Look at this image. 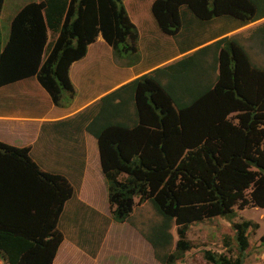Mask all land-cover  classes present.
<instances>
[{
	"label": "trees",
	"instance_id": "1",
	"mask_svg": "<svg viewBox=\"0 0 264 264\" xmlns=\"http://www.w3.org/2000/svg\"><path fill=\"white\" fill-rule=\"evenodd\" d=\"M182 1L153 2L152 14L163 33L173 35L190 24L181 27ZM47 29L54 41L47 42ZM99 35L115 57L129 59V65L138 62L132 42L137 29L123 0L29 3L11 19L3 48L0 31V86L35 77L61 106L65 94L73 93L69 66L86 55ZM223 41L105 96L88 128L98 141L112 219L127 222L135 205H150L156 219L141 234L161 264H176L191 249L185 234L192 222L213 217L230 222L235 207H264V149L259 148L264 138V71L254 72L257 85L251 88L244 73H253L248 56L232 52L230 44L216 55ZM216 66L219 75L213 83L211 68ZM28 152L0 142V260L52 264L64 240L58 222L73 190L62 176L41 171ZM248 190L252 202L246 200ZM76 221L73 211L70 222ZM250 225L244 221L233 226L241 253L248 247ZM205 259L231 264L211 252ZM241 262L239 258L236 264Z\"/></svg>",
	"mask_w": 264,
	"mask_h": 264
},
{
	"label": "crops",
	"instance_id": "2",
	"mask_svg": "<svg viewBox=\"0 0 264 264\" xmlns=\"http://www.w3.org/2000/svg\"><path fill=\"white\" fill-rule=\"evenodd\" d=\"M189 6L193 8L198 6L201 9L195 8V10H192ZM179 9L182 13L183 21L181 27L184 28L187 23H190V26L187 25L186 29H181L173 35L165 34L159 30V27H156L158 33L165 34L166 45L172 46L171 55L158 65H146L149 62V56L151 58L154 56L153 52L156 50L157 45L150 42L147 53H144V45L142 44L144 36L141 33L137 32L136 39L132 41L133 46L140 54L138 62L130 65L129 59L115 57L112 48L99 35L97 38L102 40L109 48L110 63L115 69V74L126 71L125 69L138 68L140 65L144 67L127 76L116 78L106 88L105 76L100 75L93 67L92 70L95 72H92V82L87 84L90 88L102 87L92 93L88 92V95L84 99L80 100L78 96L79 91L75 80L77 70L72 65L73 63L68 68V79L73 93L65 94L67 99L61 102V106L53 103L49 94L39 85L37 79L34 77H30L29 79L25 78L2 87L0 86V105H6L9 108L8 113L0 114V122L6 123L9 127V140L5 141L0 139L1 142L12 147L28 149L32 161L37 166L39 165L42 169L40 170L43 172L47 171L46 167H43L44 162L45 165H56V171L63 174L57 175L65 178L70 186L73 185L75 188H72L73 195L70 200L76 197L80 200L86 197V194L94 195L97 192L104 194L107 192L108 194V185L100 166L98 141L88 129L91 122L99 114L100 103L105 96L158 68L177 62L184 57L200 51L204 47L213 46L223 40L219 45L216 55L223 52L225 46L230 44L232 52L240 51L241 54L248 56L249 70L253 71V73L252 76L248 71L244 73L246 76H250L248 84L253 88L255 86L253 85L255 83L252 78L254 72L264 71V0H183L179 4ZM16 12L14 11L10 15L6 23L5 31L0 29L2 48L6 44L4 43L5 39H8L9 34L7 29L9 28V23L11 25V19L16 15ZM199 12L202 14H198ZM151 15L156 23L153 14ZM154 31L152 28L151 32L153 33ZM46 36L47 39L52 38V33L49 29L46 30ZM144 54L146 56L143 61ZM208 60L211 63L213 62V53H210ZM217 66L216 68H211L210 77L213 83L219 75ZM254 67L258 70H255ZM36 102L37 104H35ZM92 146L96 151L92 150ZM90 150L93 154L92 157L89 155ZM40 154L43 157L38 156ZM37 159H42L43 163L37 164ZM77 160L80 162V167H77ZM90 165L91 174L88 172L85 173L86 168ZM76 168L80 169V176H75L74 172ZM89 178L91 180L88 181L87 179ZM91 181L94 184L96 183V185H86V182ZM69 201H67L64 208ZM81 205V212L88 211V216H91L90 221H87L89 223L87 226H92V228H86V231L89 230L91 237H94V233L98 231L93 228V224L94 219H98V215L94 213L95 210L89 205L83 202H81ZM138 211L141 216L144 214L142 210L135 209L131 213L129 221L117 223L112 220L115 223H112L110 226H114V228L120 226L121 231L123 229H131L135 235L140 234L142 236L139 232V227L135 224L134 215H137ZM74 212L79 214L78 209ZM153 214L155 217L154 211ZM60 217H62V214ZM77 220L79 221L78 215ZM109 230L108 228L107 231L105 229L101 230V234H105L106 237L109 234ZM137 241L139 243L138 246L141 248L142 241ZM145 242L151 247L146 240ZM134 243L136 244V241ZM151 249L153 251L152 247Z\"/></svg>",
	"mask_w": 264,
	"mask_h": 264
},
{
	"label": "rangeland",
	"instance_id": "3",
	"mask_svg": "<svg viewBox=\"0 0 264 264\" xmlns=\"http://www.w3.org/2000/svg\"><path fill=\"white\" fill-rule=\"evenodd\" d=\"M31 1L40 3L42 0H3L0 11V29L5 31L6 23L10 18V15L13 14L14 11H17V14L18 11L28 5ZM154 1L155 0L123 1L127 17L137 28V32L144 36V40L142 41V44L144 45V53H147L150 42L157 45L156 50L153 52L154 56L152 58L149 56V62L146 65H158L172 53V46L166 45V36L165 34L158 33L156 28L158 25L154 22L151 15V5ZM10 27L11 25L9 23V28L7 29L8 34L10 33ZM152 28L155 30L153 33L151 32ZM204 34H206V32H204ZM54 38L55 36L51 39H47V42L54 41ZM7 41L8 39H5L4 43ZM145 56L146 54H144L143 61ZM42 57L43 55L41 58ZM110 59L111 57L108 46L102 40L97 38L93 44L88 46L85 57L73 62L72 65L77 70V77L75 80L80 100L84 99L85 96L88 95V92L92 93L102 87L90 88L87 84L92 82V72H95L92 70L93 67L100 75L105 76V88L109 87L116 78L127 76L144 67L143 65H140L138 68L134 67L133 69H125L126 71L115 74V69L110 63ZM246 78L249 80L250 76L248 75ZM65 92L66 91H64L62 95ZM122 94L124 93L122 92ZM43 99L45 100V98ZM64 99H67V96H65ZM35 104H37V102ZM8 110L9 108L6 105H0V114H6L8 113ZM235 114L230 115L229 118L231 121H234L233 118ZM8 130L9 127L7 124L0 122L1 140H9ZM1 143L5 144L4 142ZM259 148L264 149L263 137L260 139ZM92 150L96 151L93 146ZM28 155L31 159L29 152ZM89 155L90 157L93 156L91 150L89 151ZM38 156L43 157L42 154ZM38 163L42 164L43 160L37 159V164ZM76 163L77 167H80L79 160H77ZM43 165V167H46L47 169L46 172L63 175L61 172L56 171V165H45V162ZM90 171L91 165L86 168L85 173H90ZM254 171H256V169H254ZM79 172L80 169L76 168L74 172L75 176H80ZM87 180L89 181L91 179L89 178ZM86 185L94 186L96 183L94 184V182L91 181L86 182ZM71 186L75 189L73 185ZM249 193L250 190L245 191V197L248 202H252ZM80 201L89 205L95 210L94 213L98 215V219H94L93 224V228L98 231L94 233V237H91L89 230L85 233L87 230L86 228H92V226H87L89 224L87 221H90L91 216H88V211L81 212L82 205ZM137 201L138 200L135 199V204ZM76 209L79 210V214H76L78 215L79 221L77 220L73 223L70 222V218L72 212L77 211ZM135 209L142 210L144 213L141 216L138 211V214L134 215L135 224L139 227L140 233L141 231L146 232L147 227L150 224H153L152 221H154L156 217H154L150 205L145 204V207L144 204L140 206L135 205ZM234 212L235 216L230 222L221 217H213L203 219L200 222H192L185 234L186 240L191 244V249L187 251L183 255V258L177 261L176 264H211L205 259L206 252H211L217 255L221 254L231 260V264H236L239 258L242 259L241 264H264V207L260 208L250 204L240 208L235 207ZM112 220L107 192H105V194L101 192H97L94 195L86 194V197L83 199L79 200L76 197L70 200L63 210L61 220L58 222V228L63 233L64 240L59 246L52 264H161L157 260V253L152 251L151 247L145 242L143 235H135L134 231L131 229H123L121 231L120 226L116 228H114V226L111 227L110 225L115 223ZM157 221L159 222L158 216ZM244 221H250L251 225L245 233L248 247L244 253H241L239 250V244L236 240V231L233 226L242 224ZM107 228L110 230L107 235L108 237H105V234H101V230L105 229L107 231ZM79 231L84 233L81 234ZM170 232L174 236L175 242L177 240L176 226H172ZM137 240L142 241L141 248L138 246L139 243ZM134 241H136V244ZM169 252H173L172 248ZM0 264H5V262L0 260Z\"/></svg>",
	"mask_w": 264,
	"mask_h": 264
},
{
	"label": "clouds",
	"instance_id": "4",
	"mask_svg": "<svg viewBox=\"0 0 264 264\" xmlns=\"http://www.w3.org/2000/svg\"><path fill=\"white\" fill-rule=\"evenodd\" d=\"M3 4V3H2Z\"/></svg>",
	"mask_w": 264,
	"mask_h": 264
}]
</instances>
